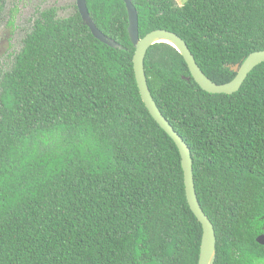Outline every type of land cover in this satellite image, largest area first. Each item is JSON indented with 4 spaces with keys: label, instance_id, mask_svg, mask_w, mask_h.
Masks as SVG:
<instances>
[{
    "label": "trees",
    "instance_id": "16d2710c",
    "mask_svg": "<svg viewBox=\"0 0 264 264\" xmlns=\"http://www.w3.org/2000/svg\"><path fill=\"white\" fill-rule=\"evenodd\" d=\"M139 33L167 29L204 73L264 49V0H132ZM4 0H0V10ZM39 11L11 66L0 60V264H198L201 222L180 151L142 100L123 0ZM152 95L191 148L215 264H264V62L232 93H210L172 45L145 57ZM189 77L190 79H188Z\"/></svg>",
    "mask_w": 264,
    "mask_h": 264
},
{
    "label": "water",
    "instance_id": "95a60500",
    "mask_svg": "<svg viewBox=\"0 0 264 264\" xmlns=\"http://www.w3.org/2000/svg\"><path fill=\"white\" fill-rule=\"evenodd\" d=\"M128 12V33L135 47L133 55V68L137 85L146 107L159 125L170 135L176 143L182 159L184 171L185 190L188 203L202 224L203 234L200 246L198 264H215L217 253V236L214 225L203 210L195 187L194 168L191 148L184 138L175 130L170 121L162 113L150 90L145 71V57L148 49L155 43L166 42L175 47L184 57L191 77L202 89L210 93L232 94L238 91L248 77L249 73L260 63L264 62V49L250 53L242 63L231 66L236 76L227 83H217L209 78L196 61L186 41L177 33L167 29H155L140 37L138 12L132 0H123ZM78 10L83 20L89 25L93 35L102 42L112 46L121 47L114 39L105 35L94 23L87 7V0H76ZM190 79L189 77H187ZM257 241L264 245V233L257 237Z\"/></svg>",
    "mask_w": 264,
    "mask_h": 264
},
{
    "label": "rangeland",
    "instance_id": "374dc122",
    "mask_svg": "<svg viewBox=\"0 0 264 264\" xmlns=\"http://www.w3.org/2000/svg\"><path fill=\"white\" fill-rule=\"evenodd\" d=\"M187 0H176L183 5ZM76 0H4L0 10V60L2 68L11 66L21 49L23 38L32 29L39 11L56 6L58 15L69 16L75 11Z\"/></svg>",
    "mask_w": 264,
    "mask_h": 264
}]
</instances>
